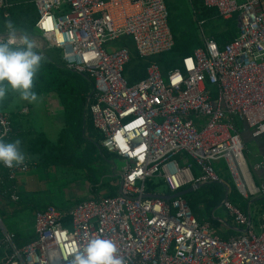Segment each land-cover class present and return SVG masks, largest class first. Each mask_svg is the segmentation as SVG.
<instances>
[{"label":"built area","instance_id":"obj_1","mask_svg":"<svg viewBox=\"0 0 264 264\" xmlns=\"http://www.w3.org/2000/svg\"><path fill=\"white\" fill-rule=\"evenodd\" d=\"M187 1L199 44L164 80L151 60L174 46L164 0H29L36 9L35 50L44 57L45 48L56 49L66 69L91 81L85 108L100 147L123 166L114 195L36 211L33 237L21 246L0 221V264H69V254L97 236L111 239L125 264H264V212L256 231L248 212L224 200L241 231L220 238L182 196H151L160 193L148 187L157 179L165 187L161 195H171L186 185L218 182L212 164L223 159L241 195L264 197L237 127L242 123L253 138L264 135V0H201L220 18L236 19L237 35L222 47L204 33L194 0ZM10 6L0 0L4 18ZM122 35L131 36L140 58L150 59L144 77L132 84L124 75L127 48L107 52L103 46ZM12 135L11 115L0 110V138ZM28 169L26 160L11 168L0 164V196L17 202L8 182Z\"/></svg>","mask_w":264,"mask_h":264},{"label":"rangeland","instance_id":"obj_2","mask_svg":"<svg viewBox=\"0 0 264 264\" xmlns=\"http://www.w3.org/2000/svg\"><path fill=\"white\" fill-rule=\"evenodd\" d=\"M10 3H23L28 0H8ZM169 12L168 24L173 35L180 43L185 42L190 33H196L195 19L187 0H164ZM11 21L2 16L0 11V33H5V22ZM220 20L214 18L212 22L206 21L202 29L206 35L219 28ZM13 23V22H12ZM14 24V23H13ZM15 25V24H14ZM16 26V25H15ZM17 27V26H16ZM18 32H25L17 27ZM29 35H39L35 30ZM107 52H112L119 47L127 48L130 55V63L127 66L125 77L129 78L137 67L139 59L134 47V42L129 35H122L116 39L108 40L104 45ZM51 56L52 61L58 62V51L53 48L45 49ZM182 52L167 51L156 55L153 60L157 63L163 79L170 69L180 64ZM34 91V90H33ZM35 92V91H34ZM37 100L29 102L20 99L18 93L9 90L6 97L0 100V110L6 111L11 115L13 123H16L21 130L30 131L32 135L40 136L47 141L55 142L59 137V132H64L65 117L62 113H56L59 108L48 100L49 93L35 92ZM55 106V107H54ZM23 107H27L28 112L21 114ZM194 121L200 120L192 115ZM86 128V130H84ZM82 134L77 139L74 133L62 132V137L67 142L65 156L68 160H47L31 167L26 174L28 179L25 183L21 180L24 172L16 174L17 192L19 201L14 203L0 199V221L9 233L17 237L27 239L33 234L35 212L43 209L47 205H52L59 209L71 208L79 200L93 198L97 195L106 194L109 190H114V185L119 181V172L123 166V161L113 155L108 154L109 160L99 152L98 146L96 154L89 146L90 142L99 143L101 134L96 130L93 134L88 124H82L80 128ZM39 132V133H37ZM71 156L73 158H71ZM115 165L116 171L112 170ZM212 167L218 175V182H208L200 184L196 190H192L184 197L189 203L193 213L206 215L205 209L208 206V214L222 207V202L227 194L230 202L237 206H243L252 197H244L238 191V187L230 173L225 161L220 159L213 162ZM195 175H199L198 168H194ZM155 192L165 191V187L156 182ZM189 188V187H188ZM186 189V188H184ZM195 215V214H194Z\"/></svg>","mask_w":264,"mask_h":264},{"label":"trees","instance_id":"obj_3","mask_svg":"<svg viewBox=\"0 0 264 264\" xmlns=\"http://www.w3.org/2000/svg\"><path fill=\"white\" fill-rule=\"evenodd\" d=\"M194 6L197 10H199V19H211L216 16L215 9H206L203 7L201 0H194ZM2 13V12H1ZM8 17L6 19L12 20V22L19 27V29L23 31H27V33H33V23L36 14V9L32 3L28 1L23 3H11V6L8 8ZM169 18V12H168ZM219 28L216 33H213L217 44L222 47L223 44L232 40L237 35L236 29V19L231 18L228 20L219 19ZM220 27L222 29L220 30ZM171 30V29H170ZM172 32V30H171ZM173 35V33H172ZM174 46L171 49L172 51H180L182 52V56L191 53L192 49L199 43L196 33H190L187 36L185 42L182 41L180 43L178 39L173 35ZM170 50V51H171ZM138 56V55H137ZM139 59H142L138 56ZM143 60V59H142ZM150 59H144L143 61H139L136 69L133 74L126 77L129 84L135 83L142 79L145 75V68ZM153 60V58L151 59ZM154 61V60H153ZM130 63V55L129 61L125 65L124 75L126 74V69L128 64ZM91 89V81L86 78L83 74H79L73 72L71 70L66 69L61 62L52 61L51 56L45 51V58L43 57L40 67L37 70L34 78H33V90L35 92H54L63 108V114L65 117V127L64 132L65 136L68 131L74 133V137L77 139L82 132L80 128L84 122V106L87 102V97L89 95ZM18 126L13 123V131L17 129ZM37 137V136H36ZM40 137V136H39ZM12 137L11 140L12 141ZM64 139L61 137L60 140ZM40 139L37 137L35 142H39ZM45 143V142H44ZM47 143V142H46ZM34 146V149L38 152H41L42 148L40 146ZM43 146V145H42ZM52 148V147H49ZM42 157V156H41ZM47 160H39V163ZM55 161V160H54ZM157 185L148 184L150 190L154 191ZM115 192H111V195H114ZM185 200L186 198L182 196ZM187 201V200H186ZM188 202V201H187ZM15 243L18 246H21L27 243L33 236H30L27 239H22L14 235Z\"/></svg>","mask_w":264,"mask_h":264},{"label":"crops","instance_id":"obj_4","mask_svg":"<svg viewBox=\"0 0 264 264\" xmlns=\"http://www.w3.org/2000/svg\"><path fill=\"white\" fill-rule=\"evenodd\" d=\"M263 5H264V2H263ZM215 12H216V16L214 18H216L218 20L222 19V18H220L218 16L216 10H215ZM35 16H36V14H35ZM193 17H194V15H193ZM214 18L202 19V20H204L203 24H205L206 21L212 22V20ZM232 18H234V17H232ZM194 19H195V17H194ZM228 19H231V18H228ZM228 19H222V20H228ZM195 24H196V20H195ZM221 29H222V27H220V30ZM236 29H237V23H236ZM216 31H217V29H216ZM216 31L211 32L208 36L214 37L213 33H216ZM196 35H197V38H198L197 32H196ZM45 49H48V48H45ZM44 55H45V51H44ZM58 57H59V54H58ZM44 58H45V56H44ZM58 61L61 62L60 59ZM46 94H48V93H46ZM49 94L50 95L48 96V100L51 101L55 106H57L59 108L58 110H55V112L56 113H62V115H64L63 114V108L61 106V103H60L57 95L54 92H49ZM23 108H25V107H23ZM21 114H23V113H21ZM83 115H84V120L85 121L87 120V122H84L83 124L87 123L88 126L90 127L92 133L96 134V129H95V127L92 124L91 117L88 114L85 106H84ZM12 124H13V120H12ZM14 124L16 125V123H14ZM237 127H238V129L240 131L241 138H242V141H243V144H244L243 154H244V158H245L246 164H247V166H248V168H249V170L251 172L252 180L257 186H259V185H263L264 186V135L256 137V138H253V137H251L249 131L247 129H244V125L242 123L237 122ZM84 130H86V128H84ZM62 132H59V137L53 143L50 142V141H47L46 139H44V138H42L40 136V134H42L43 132L42 133L37 132V133H39V134H37L38 135L37 137L40 139V141L39 142H35V140L37 138V137H35V135H32L29 130L28 131L21 130V128L18 127L17 129H15V131H13V135H12L13 139H12V141H14V140H19L20 141V149L24 153V156H25L24 160H26L29 163V169H30L31 167L38 165L35 162V160H37L38 163H39V160H68L69 159L67 156H65V153H64L65 149H66L67 142L65 141V139L60 140L61 137H62V135H61ZM84 136H85V134H84ZM35 143H38V144H36V146H40L41 145V147H43L41 149L42 150L41 152H38V151H36L34 149ZM95 145L98 146L97 148H98L99 152L102 153L105 156V160H109L110 159V157H108L109 153L105 152L100 147L98 142L97 143H95L93 141L90 142V146L89 147L93 151H95L96 154H98L99 152L96 150V146ZM49 147H52V148H49ZM71 158H73V157L71 156ZM255 164H260L261 167L258 168V169H254L253 165H255ZM28 170H27V172H28ZM112 170H113V166H112ZM24 173H25L24 176L21 177V180H23V183H25L27 181V179H28L27 178L28 174H26V172H24ZM15 180H16V176H15V179L13 181H11V182H8V184L13 185L15 187V193L18 195V192H17L18 187H17V184H16ZM188 187L191 188L192 186L191 185H186V186L182 187L181 190H187V189H189ZM184 188H186V189H184ZM197 188L194 187L193 190H196ZM109 191H110L109 194H111V192H115L116 193L117 184L114 185V190L113 191H111V190H109ZM105 193H108V191L105 192ZM161 193L166 194V191H163ZM182 196H184V195H182ZM0 199H4V200H7V201H10L8 198H6L4 196H0ZM18 201H19V196H18L17 202ZM10 202H13V201H10ZM14 203H16V202H14ZM45 207H43V209ZM238 207L243 212H248L250 214L252 225L254 226V229L256 231H258L259 214L264 212V197H262V196L253 197L252 200H250L249 202H247L243 206H238ZM205 212H206V215H204V216L199 214V213H197V212L193 213V214H195V217L197 218V220L199 222L208 223L211 226V228L213 230V233L216 234L217 236H219L220 238H228L230 236H234V235H237L238 233H240L241 227H239L234 222L232 217L227 213V211L223 207L218 208L215 211L211 210V212L208 214L209 210H208V206H207L206 209H205ZM31 236H33V234ZM0 256H1V249H0Z\"/></svg>","mask_w":264,"mask_h":264},{"label":"clouds","instance_id":"obj_5","mask_svg":"<svg viewBox=\"0 0 264 264\" xmlns=\"http://www.w3.org/2000/svg\"><path fill=\"white\" fill-rule=\"evenodd\" d=\"M45 27L50 25L45 24ZM5 28L7 35L0 36V100L11 90L22 100L36 101L33 78L43 57L35 50L36 42L29 34L17 35L18 29L11 21L5 22ZM24 159L19 140L0 138V164L11 168L23 163ZM69 255V264H125L124 258L117 254L115 243L99 236L87 238L86 243Z\"/></svg>","mask_w":264,"mask_h":264},{"label":"water","instance_id":"obj_6","mask_svg":"<svg viewBox=\"0 0 264 264\" xmlns=\"http://www.w3.org/2000/svg\"><path fill=\"white\" fill-rule=\"evenodd\" d=\"M197 188V187H199V185H196V186H192L191 188H189V189H187V190H181V191H179V192H177V193H175V194H171V195H161V194H153V195H151V196H157V197H160V198H163V199H171V198H174V197H177V196H182V195H184V194H186V193H188V192H190L191 190H193V188ZM224 200H227V194H225V198H224ZM223 200V201H224Z\"/></svg>","mask_w":264,"mask_h":264}]
</instances>
